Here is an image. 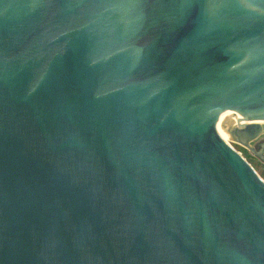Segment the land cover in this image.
I'll return each mask as SVG.
<instances>
[{
    "label": "water",
    "instance_id": "obj_1",
    "mask_svg": "<svg viewBox=\"0 0 264 264\" xmlns=\"http://www.w3.org/2000/svg\"><path fill=\"white\" fill-rule=\"evenodd\" d=\"M218 127L264 162V0H0V264H264Z\"/></svg>",
    "mask_w": 264,
    "mask_h": 264
},
{
    "label": "rangeland",
    "instance_id": "obj_2",
    "mask_svg": "<svg viewBox=\"0 0 264 264\" xmlns=\"http://www.w3.org/2000/svg\"><path fill=\"white\" fill-rule=\"evenodd\" d=\"M226 139L238 152H240L245 157V159L253 166L257 173L264 179V162L258 157H256L254 154H252V152L243 145L233 142V140L229 137H226ZM263 140L264 134L261 135V137H259L257 140H255L252 145L258 148V144L263 142Z\"/></svg>",
    "mask_w": 264,
    "mask_h": 264
},
{
    "label": "bare ground",
    "instance_id": "obj_3",
    "mask_svg": "<svg viewBox=\"0 0 264 264\" xmlns=\"http://www.w3.org/2000/svg\"><path fill=\"white\" fill-rule=\"evenodd\" d=\"M224 117V114L223 113H221L220 115H219V118H223ZM218 130H219V133L221 134V136L230 144V142L226 139V137L227 136H225L224 134H222V132H221V130L219 129V127H218Z\"/></svg>",
    "mask_w": 264,
    "mask_h": 264
}]
</instances>
